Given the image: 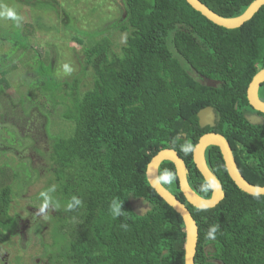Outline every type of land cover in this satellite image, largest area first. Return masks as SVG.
<instances>
[{"label":"trees","instance_id":"obj_1","mask_svg":"<svg viewBox=\"0 0 264 264\" xmlns=\"http://www.w3.org/2000/svg\"><path fill=\"white\" fill-rule=\"evenodd\" d=\"M198 1L222 18L235 19L257 0ZM124 3L123 17L113 24L129 33L122 54L112 52L106 37L85 51L95 75L90 91L79 97L80 75L55 90L39 86L69 104L63 117L74 125L68 137L45 132L55 183L51 197L57 243L61 241L58 256L63 264H186L184 220L151 187L147 170L160 152L174 150L185 164L193 192L211 199V188L201 189L206 181L194 163V150L185 154L180 145L191 143L195 149L206 133L215 132L230 145L243 178L251 186L264 187V114L258 113L259 125L247 117L253 110L248 89L264 71V6L241 28L228 30L186 0ZM8 62L0 64V70ZM209 81L215 87L208 86ZM2 85L8 86L5 77L0 89ZM259 99L264 102V84ZM208 107L218 117L214 130L199 124V113ZM205 160L224 195L210 210L187 202L173 163L165 161L159 169V176L165 170L176 175L171 184H161L197 223L195 264H264V196L248 195L235 185L218 147L209 146ZM0 176L1 246L9 243L17 221L11 216L10 177L4 169ZM74 195L83 203L69 211L67 203ZM113 198L123 203L119 218L110 214ZM132 201L143 202L140 214ZM121 224H127V230ZM213 224H219L220 231L215 240H208L206 231Z\"/></svg>","mask_w":264,"mask_h":264},{"label":"rangeland","instance_id":"obj_2","mask_svg":"<svg viewBox=\"0 0 264 264\" xmlns=\"http://www.w3.org/2000/svg\"><path fill=\"white\" fill-rule=\"evenodd\" d=\"M124 7V0H0V12L11 9L22 18L17 25L0 17V64L9 61L0 70L8 82L0 89V169L10 177L17 221L9 243L0 246V264H63L56 210L50 205L39 213L40 193L55 187L49 137H68L74 125L63 117L69 104L39 86L55 90L80 75L79 97L90 91L95 75L85 51L106 37L112 52L122 54L129 33L113 24Z\"/></svg>","mask_w":264,"mask_h":264},{"label":"water","instance_id":"obj_3","mask_svg":"<svg viewBox=\"0 0 264 264\" xmlns=\"http://www.w3.org/2000/svg\"><path fill=\"white\" fill-rule=\"evenodd\" d=\"M187 3L197 12L202 14L209 21L219 27H223L228 30H235L241 28L244 24L249 22L255 14L264 6V0L255 1L250 8L240 17L235 19H225L215 13H213L207 6L199 2L198 0H186ZM264 84V71L260 72L250 84L248 89V100L253 109L257 112L264 114V102L259 99V90ZM208 86L215 87L212 81H209ZM199 124L202 129L207 127L213 128L215 126L216 116L214 109L211 107L202 110L199 115ZM248 121L252 125H259L261 118L252 117L248 118ZM209 146L218 147L224 158L227 172L235 183V185L244 193L256 196L257 190H262L259 196H264V187L251 186L239 172L230 145L226 139L220 134H206L204 135L193 152L194 163L196 168L204 177L206 182L218 184V188H211L213 195L209 200L199 197L191 189L187 174L186 167L183 160L179 157L178 153L174 150H164L160 152L152 162L147 170V178L151 187L157 192V194L170 205L184 220L186 233H187V248H186V264H195V257L198 246L199 230L196 221L194 220L187 207L183 205L174 195H172L161 183L158 182L160 166L169 161L174 164L179 179L181 192L186 198L187 202L199 210H210L216 208L224 199L223 189L219 180L213 175L207 166L205 160V153ZM133 210L140 214L139 208H143V202H131Z\"/></svg>","mask_w":264,"mask_h":264},{"label":"clouds","instance_id":"obj_4","mask_svg":"<svg viewBox=\"0 0 264 264\" xmlns=\"http://www.w3.org/2000/svg\"><path fill=\"white\" fill-rule=\"evenodd\" d=\"M0 17L13 20L17 23V25H19L20 20L22 19L21 17H19L16 14L15 11H13L11 9H5L2 12H0ZM64 70H65V72H69V73L72 71V69L67 64L64 65ZM175 143H176V140H173L174 145H175ZM180 150L183 151L185 154H190L194 149H193V145L191 143L186 142V143L180 145ZM175 179H176V175L172 171L165 170L164 173L159 176L158 182L163 183V184H171ZM218 187H219L218 184L205 182L201 186V189L204 192H208L210 190V188H218ZM54 191H55V188L52 187V188L48 189L47 191H43L40 193V196L43 198V204L39 209V213H41V214L44 213L50 207V205H52L54 203V201L52 200V197L50 195V193H52ZM261 191L262 190H260V189L257 190V193H256L257 198H259V194ZM82 203H83L82 200L74 195V196H72L71 200L67 203V210H69V211L75 210V209L81 207ZM109 210H110V214L112 215L113 218H119L120 216L123 215V212H124L123 203L120 202L119 199L113 198L110 205H109ZM120 227L127 230L128 225L127 224H121ZM219 231H220V225L219 224H213V225L209 226V228L206 231V239L215 240L216 235Z\"/></svg>","mask_w":264,"mask_h":264},{"label":"flooded vegetation","instance_id":"obj_5","mask_svg":"<svg viewBox=\"0 0 264 264\" xmlns=\"http://www.w3.org/2000/svg\"><path fill=\"white\" fill-rule=\"evenodd\" d=\"M214 112H215V110H214ZM259 112H257L255 109H253V110H250V113L249 114H247V117L248 118H252V117H259V118H261L262 116L260 115V114H258ZM215 116H216V121H215V126L213 127V128H210V127H207L206 129H212V130H214L215 128H216V126H217V122H218V117H217V114H216V112H215ZM262 122V120L260 121V123ZM210 133H214V134H217V133H215V132H209V133H206V134H210ZM205 134V135H206Z\"/></svg>","mask_w":264,"mask_h":264}]
</instances>
